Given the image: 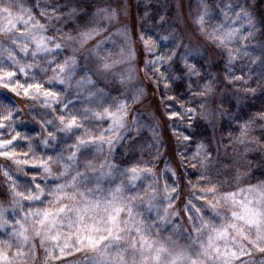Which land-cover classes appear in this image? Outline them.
<instances>
[{"label": "snow or ice", "instance_id": "1", "mask_svg": "<svg viewBox=\"0 0 264 264\" xmlns=\"http://www.w3.org/2000/svg\"><path fill=\"white\" fill-rule=\"evenodd\" d=\"M102 2L57 5L34 0L25 7L19 0H0V36L6 38L0 40V89L25 100H42L40 106L56 114L54 120L37 121L44 134L38 136L37 147L53 151L36 158L31 140L37 137L16 130L21 109L0 102V159L15 165V173L6 164L0 166V184L10 198L0 202V264H264V180L239 187L237 175V190L222 192L226 181L209 174L208 144L177 132L178 125L173 134L190 150L177 153V167L165 164L163 188L154 165L116 161L118 147L125 139L134 146L130 133L139 131L138 118L128 120L129 100L141 102L145 91L139 87L131 96L121 92L124 99L112 94L115 84L125 89L137 78L138 56L126 27L111 31L127 15L124 0ZM262 4L217 3L222 19L208 31L210 8L200 0L202 12L194 23L225 60L218 72L205 74L202 66L189 62L199 49L185 44L182 35L159 37L172 42L170 55L156 53L157 42L139 36L153 73L175 63V49L185 50L174 79L188 77L186 103L170 105L169 120H186L189 130L197 118L211 125L216 115L225 114L212 108L220 89L252 95L260 89L264 94V71L253 81L249 67L260 62L264 69V41L259 55L247 44L257 32L264 35V16L258 20L254 14ZM113 35L125 41L119 58L106 47ZM245 58L249 63H243ZM206 60L212 68V53ZM118 65H124L119 72ZM37 69L47 78L38 77ZM167 100L176 98L167 95ZM85 121L95 122L96 131ZM257 125L264 132V109L239 122L233 143L246 144ZM69 137L71 143L57 148ZM22 139L27 151L18 152ZM158 142L154 133L149 147L156 149ZM20 174L27 179L21 182ZM185 181L192 196L178 207L174 201L180 200Z\"/></svg>", "mask_w": 264, "mask_h": 264}, {"label": "rangeland", "instance_id": "2", "mask_svg": "<svg viewBox=\"0 0 264 264\" xmlns=\"http://www.w3.org/2000/svg\"><path fill=\"white\" fill-rule=\"evenodd\" d=\"M80 1L81 0H41V3L52 2L57 5H64L69 3L77 4L80 3ZM19 2L25 7H31L34 4V0H19ZM108 2L109 0H103L102 6ZM205 2L210 8V15L205 27L208 31H211L212 27L216 26L219 20L222 19L220 9L216 7V4L227 3L228 0H214L211 3L205 0ZM232 2L234 4H243L246 0H232ZM124 3L128 7L127 15L123 16L120 23L115 24L111 28V31L115 33L117 28L126 27L132 37L138 56L135 62L137 78L130 82L125 89H121L118 84H115L111 87V91L113 95L120 96L121 99H124L125 97L120 95L121 92H125L127 96H131L137 88L143 87L145 96L139 103L134 104L129 100L128 120L131 122L134 117L138 118L139 131L130 133V135L134 137V146L133 142L125 139L121 146L118 147L115 157L116 161L121 165H127L137 161L141 164H147L150 167L154 165V172L160 180V187L163 188L165 183L163 177L165 164L167 163L174 167V163L180 162V157L177 153L183 152L187 154L190 150L184 146V142L179 141L176 135L173 134L174 125H178L179 127L175 129L177 132L185 131L195 139L203 140V142L208 144L212 154L209 174L214 179L226 181L221 186L220 190L222 192L237 190V181L235 179L237 175L241 177L239 187H248L249 185L257 184L264 180V132L261 131L259 125L256 126L255 131L249 136L246 144L233 143V138L238 134L239 122L243 121L242 113L243 110H245L244 106L252 103L258 96H264V94H261L260 89L257 90L255 95L220 89L216 96V101L218 103H214L212 108L217 113L223 111L225 114L223 116L216 115L211 125L197 118V121L193 123L192 129L189 130L186 128V124L188 123L186 120L172 121L169 120L167 116V112L173 110L170 105L175 104L176 107H179L180 103H186L185 97L187 96V84L189 83L188 77L185 75L184 79H174V76L178 73L174 71V66H172L173 63L171 62L160 66V72L165 73L164 77L160 76V72L153 73L151 71V65H146L145 63L149 59V56L143 51V44L139 40V36L143 34L145 39L150 38L152 41L157 42V46L154 49L156 53L170 55L174 50L172 42L169 41L166 44L164 41L159 40V37L167 35L169 32H175L177 35H182L184 43L190 44L192 49H199V52L193 51L192 55L188 57L189 62L194 63L197 67L202 66L205 74L213 70V67L209 68L206 56L212 53L213 64L214 61L219 59L215 54L218 53L219 50L213 49L209 45L208 41L199 33L198 26L194 23L195 19L202 12L200 0H139L138 4L141 5L139 12H136L135 0H124ZM262 3H264V0H262ZM151 7L159 9V17L156 22H151V20L149 21L148 19L152 11ZM36 11L38 12V10ZM256 11L262 12L264 16V4H262L260 8L254 10L255 15ZM161 17H163V20ZM42 22L46 21L42 20ZM65 30L70 31L71 28L65 26ZM49 34H51V32ZM5 39V37L0 36V40ZM112 41L113 42H109L106 47L112 52L113 58H119L121 48L126 47L125 41L121 37L115 35L112 36ZM262 41L259 32H257L255 38L247 42L248 50L254 55H259L261 51L260 43ZM175 51L176 56L173 59H176L179 63L180 57L185 54V50L181 48L175 49ZM3 63L7 65L9 62L5 58ZM243 63H249V58H245ZM123 67L124 65H118L115 71L119 72ZM249 67L252 69L251 74L253 76V81L259 79L260 73L264 71L260 66V62H257L255 65L250 64ZM165 69L169 70L166 72ZM35 71L38 77L42 79L47 78L45 74L39 72V69ZM165 83L168 84L167 89L164 87ZM252 86L257 87L255 82H253ZM1 90L2 89H0V91ZM2 91L5 92V94L0 93V102L10 107H15V103L9 95L13 97L16 96L6 90ZM69 95H71V93H69ZM167 95L175 97L176 100L168 101ZM191 98L195 99V97ZM18 99L21 100L20 102H23L22 98ZM26 101L30 108L27 110L26 119H21V114H18L16 130L21 132L22 135L37 137V139L31 140V144L35 149L36 158H39L45 152L49 154L52 153L53 149L50 147L45 150L37 147L39 140L38 136L41 133L37 121L54 120L56 114L42 108L40 106L42 100ZM220 103L223 104L222 109L218 107ZM260 108L262 110L264 106H260ZM33 116H35L36 119H33ZM84 123L86 126L91 127L93 131H96L95 122L85 121ZM154 133L159 137V142L156 144L158 158L156 149L149 147V145L154 143ZM41 135L44 134L41 133ZM71 142L72 138L69 137L66 140H62L61 143L57 145V148H62L64 144ZM16 150L18 152L27 151V142L22 139ZM5 162L15 173V165H13L11 161L6 160ZM217 170H219V176H217ZM188 171L194 172L191 168H189ZM259 171L260 176L257 174ZM26 179L27 178L24 177L23 174H20L19 180L21 182ZM2 180L3 178L0 181ZM193 182H195V180H193ZM1 186L0 202H5L10 198L5 195L6 186L3 184H1ZM180 194H185L186 198L184 199L186 200L189 196H192V191L190 187L186 185V181L181 184ZM186 200L184 202H186ZM174 203L177 204L178 207L183 206V203L181 204L179 201H174ZM197 203L199 202L197 201ZM182 219L186 221V217H182ZM0 238H4L3 233H0ZM81 255L83 256L84 254ZM89 255H91V253H89ZM39 256L42 259V250L39 252ZM36 264H41V262L38 260Z\"/></svg>", "mask_w": 264, "mask_h": 264}, {"label": "trees", "instance_id": "3", "mask_svg": "<svg viewBox=\"0 0 264 264\" xmlns=\"http://www.w3.org/2000/svg\"><path fill=\"white\" fill-rule=\"evenodd\" d=\"M213 1L214 0H207V2H209V3L213 2ZM81 2L91 3L92 0H81L80 3ZM135 2H136L135 3L136 12H139L140 11V7H141V5L138 4L139 3V0H135ZM77 4H79V3H77ZM151 10L152 11H151V14H150V16H149L148 19H149V21L151 20V22H156V20L159 17V14H158V10L159 9L158 8L151 7ZM256 16H257V18L259 20L263 16V14L260 11H256ZM262 27H264V26H262ZM259 36H260L261 40L264 41V35H261V33L259 32ZM174 61H175V63L172 64V66H174V71L179 74V69L182 68V65H180V63H178V61L176 59ZM224 62H225V60L224 59H221V58H219L216 61H214L213 62V68H212L213 70L212 71H215V72L217 71L218 72L220 70L219 67H218V65H220L222 67L223 64H224ZM178 74H176V75H178ZM181 78L184 79L185 76H182ZM0 93H2V94L4 93L5 94V92H3L2 90L0 91ZM6 94H8V93H6ZM9 96L13 99V101L15 103L14 104L15 107H18V108L21 109V111L19 112V114H21V116H22L21 119H23V120L26 119L27 110L30 108L28 102L25 99H22L23 102H20L21 100H19L18 97H13L11 95H9ZM263 103H264V96L263 95H260L252 103H249V104L245 105L244 106L245 107V110H243V113L241 112L242 113V116H243V120L248 119L249 116L252 113H255V112L261 110L260 106L263 107L264 106ZM5 161L6 160H4V159H0V166H3L5 164H7ZM178 165H179V163H177V162L174 163V167H177ZM179 171L181 173H183V168H180ZM257 174L260 176V171ZM2 178H3L2 175H0V180ZM1 187L2 186L0 184V190H2ZM184 198H186V195L185 194H183V195L180 194V200H179V202H181V204L186 200Z\"/></svg>", "mask_w": 264, "mask_h": 264}, {"label": "clouds", "instance_id": "4", "mask_svg": "<svg viewBox=\"0 0 264 264\" xmlns=\"http://www.w3.org/2000/svg\"><path fill=\"white\" fill-rule=\"evenodd\" d=\"M113 2H116V0H113Z\"/></svg>", "mask_w": 264, "mask_h": 264}]
</instances>
